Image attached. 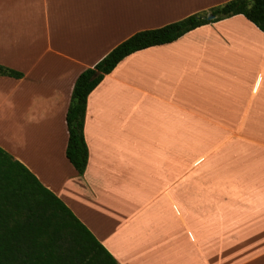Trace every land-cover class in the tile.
Wrapping results in <instances>:
<instances>
[{
	"label": "crops",
	"instance_id": "0c3cea01",
	"mask_svg": "<svg viewBox=\"0 0 264 264\" xmlns=\"http://www.w3.org/2000/svg\"><path fill=\"white\" fill-rule=\"evenodd\" d=\"M228 1L0 0V65L24 74L0 75V146L119 264L264 260V32L244 15L125 57L88 97L85 173L66 156L82 71L136 32ZM130 110L144 120L125 122ZM158 112L191 130L177 145L204 144L207 130L212 144L173 153L166 134L162 154L122 153L125 143H157Z\"/></svg>",
	"mask_w": 264,
	"mask_h": 264
},
{
	"label": "trees",
	"instance_id": "16d2710c",
	"mask_svg": "<svg viewBox=\"0 0 264 264\" xmlns=\"http://www.w3.org/2000/svg\"><path fill=\"white\" fill-rule=\"evenodd\" d=\"M213 14V19L207 16ZM244 15L264 32V0H230L162 27L142 30L76 79L66 120V156L80 175L88 166L84 135L88 97L128 55L176 41L202 25ZM0 75L22 72L0 65ZM0 264H119L72 210L31 170L0 146Z\"/></svg>",
	"mask_w": 264,
	"mask_h": 264
},
{
	"label": "rangeland",
	"instance_id": "374dc122",
	"mask_svg": "<svg viewBox=\"0 0 264 264\" xmlns=\"http://www.w3.org/2000/svg\"><path fill=\"white\" fill-rule=\"evenodd\" d=\"M113 95L116 97L115 95V91L113 92H109L108 93V97L107 100L105 102L104 105L107 106H111L112 103V97ZM132 99V98H130ZM127 104V102H126ZM131 109L137 110V106H135V103H131L129 101V104ZM153 116H155V120H159L161 119V123H156V127L151 129V136L155 137L156 142L153 145H150L149 143H125L123 145V147L121 148L122 153L128 154V153H139L141 155H149L150 153H156L154 152V149L158 152L161 153L160 148H161V140L163 141L165 138V135L167 134L166 138H171L173 140L172 143V152L173 153H188V154H194L192 153V150L196 147L200 148L202 145H209L212 144L213 142V135L211 130H207V131H201L199 133V137L202 138V141H206L204 144H199L198 142H196V144H183L181 145H177V141L180 140L181 137L187 138V135L191 132V130H185V129H180L177 127V125L180 123L178 121H174L172 119H170L169 117L165 118V114L164 113H152ZM111 119L112 116H107L105 114H100L99 115V120H105L106 118ZM123 120L125 122H129L130 124L132 123H138L139 121H143V117L141 115L136 114L133 110H130L129 112H125V114L123 115ZM141 131L142 134L148 132V127H146L145 129H142ZM146 131V132H144ZM147 138L149 137V134L147 133L146 135ZM197 140V139H196ZM198 141V140H197ZM168 142V141H167ZM168 143H167V154H169V150H168ZM120 151V150H119ZM162 154V153H161ZM189 161V160H188ZM262 262V261H261ZM261 262H257L255 264H261ZM262 264H264V260L262 262Z\"/></svg>",
	"mask_w": 264,
	"mask_h": 264
},
{
	"label": "water",
	"instance_id": "95a60500",
	"mask_svg": "<svg viewBox=\"0 0 264 264\" xmlns=\"http://www.w3.org/2000/svg\"><path fill=\"white\" fill-rule=\"evenodd\" d=\"M215 16L213 15V14H209L208 16H207V18L208 19H213Z\"/></svg>",
	"mask_w": 264,
	"mask_h": 264
}]
</instances>
